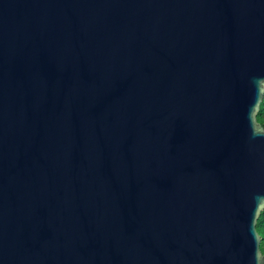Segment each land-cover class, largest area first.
Masks as SVG:
<instances>
[{
    "label": "water",
    "instance_id": "obj_1",
    "mask_svg": "<svg viewBox=\"0 0 264 264\" xmlns=\"http://www.w3.org/2000/svg\"><path fill=\"white\" fill-rule=\"evenodd\" d=\"M264 0H0V264H264Z\"/></svg>",
    "mask_w": 264,
    "mask_h": 264
},
{
    "label": "trees",
    "instance_id": "obj_2",
    "mask_svg": "<svg viewBox=\"0 0 264 264\" xmlns=\"http://www.w3.org/2000/svg\"><path fill=\"white\" fill-rule=\"evenodd\" d=\"M257 121L264 128V96L260 104L259 111L257 113ZM256 230L258 234L260 235V239H261L260 250H261V253L264 255V210L261 212L258 218V221L256 224Z\"/></svg>",
    "mask_w": 264,
    "mask_h": 264
}]
</instances>
